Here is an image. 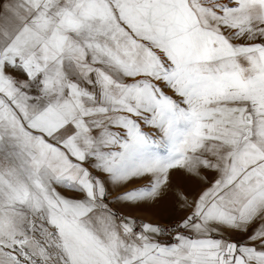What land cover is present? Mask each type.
<instances>
[{"label": "snow or ice", "instance_id": "6c2138e0", "mask_svg": "<svg viewBox=\"0 0 264 264\" xmlns=\"http://www.w3.org/2000/svg\"><path fill=\"white\" fill-rule=\"evenodd\" d=\"M0 264H264V0H0Z\"/></svg>", "mask_w": 264, "mask_h": 264}, {"label": "crops", "instance_id": "0c3cea01", "mask_svg": "<svg viewBox=\"0 0 264 264\" xmlns=\"http://www.w3.org/2000/svg\"><path fill=\"white\" fill-rule=\"evenodd\" d=\"M135 182V181H134ZM199 185L195 181H189L186 183V189L187 192L194 194L195 192L199 191ZM128 190L125 187H118V186H112V195H118L124 191ZM67 195V193H65ZM164 213H158L157 211H148L146 204H141L138 207H132V208H126L124 209V212L126 215L135 217L138 221H146L151 220L152 222H169L171 220H174L175 218H178L182 213L176 208V207H170L167 210H163ZM165 211L166 214H165Z\"/></svg>", "mask_w": 264, "mask_h": 264}, {"label": "bare ground", "instance_id": "6f19581e", "mask_svg": "<svg viewBox=\"0 0 264 264\" xmlns=\"http://www.w3.org/2000/svg\"><path fill=\"white\" fill-rule=\"evenodd\" d=\"M178 177H179V173H174V175H173L174 181L175 180L179 181L177 179ZM147 182H148V178L146 177L144 179L137 180L135 182H132V183L128 184L125 188L130 189V188H134V187H141V186H144ZM146 207H147V210L150 211V212L151 211L152 212L153 211H157L158 203H156V204L146 203Z\"/></svg>", "mask_w": 264, "mask_h": 264}, {"label": "rangeland", "instance_id": "374dc122", "mask_svg": "<svg viewBox=\"0 0 264 264\" xmlns=\"http://www.w3.org/2000/svg\"><path fill=\"white\" fill-rule=\"evenodd\" d=\"M174 175V174H173ZM174 182H179V181H177V180H175ZM184 187H185V190L187 191V189H186V184H184ZM146 204V203H145ZM170 207H174V205H173V202H172V200H171V197H169V198H166L165 200H162V201H160V202H158V212L159 213H164V211L163 210H167L168 208H170ZM166 212L167 211H165V214H166ZM168 214V213H167ZM166 214V215H167Z\"/></svg>", "mask_w": 264, "mask_h": 264}]
</instances>
